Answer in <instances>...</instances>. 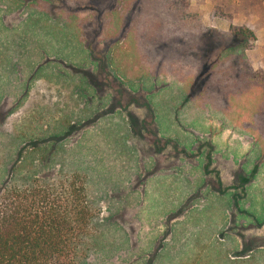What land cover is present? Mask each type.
<instances>
[{"label": "rangeland", "instance_id": "obj_1", "mask_svg": "<svg viewBox=\"0 0 264 264\" xmlns=\"http://www.w3.org/2000/svg\"><path fill=\"white\" fill-rule=\"evenodd\" d=\"M174 2L0 0V195L84 174L77 264H264V0Z\"/></svg>", "mask_w": 264, "mask_h": 264}, {"label": "trees", "instance_id": "obj_2", "mask_svg": "<svg viewBox=\"0 0 264 264\" xmlns=\"http://www.w3.org/2000/svg\"><path fill=\"white\" fill-rule=\"evenodd\" d=\"M179 1L187 6L188 0L174 2L177 13L183 15ZM149 95L145 99L147 123L159 129L153 117L157 97ZM130 102L124 100L125 105ZM164 133L158 130L154 138L160 134V140ZM165 141L175 142L169 138ZM173 153L185 157L188 150L181 146ZM207 179L213 186L220 183L210 175ZM99 215L100 209L88 199L87 177L78 171L9 187L0 195V264H77L96 244Z\"/></svg>", "mask_w": 264, "mask_h": 264}, {"label": "flooded vegetation", "instance_id": "obj_3", "mask_svg": "<svg viewBox=\"0 0 264 264\" xmlns=\"http://www.w3.org/2000/svg\"><path fill=\"white\" fill-rule=\"evenodd\" d=\"M153 117H156V113H154ZM151 118H152V117H151ZM155 128H156V129H155L156 132H155V133L153 132V134H154V135H157L159 129L157 128V126H156ZM168 138H169V139H172L171 137H168ZM165 143H166V144H171V143H168L167 141H166ZM174 143H175V142H174ZM174 143H173V144H174ZM173 144H172V145H173ZM179 145H180V144L176 142V145L174 144L175 149H180ZM194 148H197V145H196ZM177 154H178V153H177ZM175 155H176V154H175ZM213 158H214V157H213ZM179 169H181V168H179ZM179 169H178V170H179ZM172 171H173V170L169 171L168 173H171ZM174 172H176V171H174ZM240 174H241V173H240ZM240 174L237 173V175H240ZM236 180H237V178H236ZM214 187L221 189V185H220V183H216V184L214 185ZM214 187H213V188H214ZM236 216H237V214H236ZM251 216H253V215H250V217H249V216H248V217L242 216V217H244L245 219H248V218H251ZM234 218H236V217H234ZM257 224L259 225V224H261V222H258V221H257ZM245 245L248 246V250H247V251H250V252H252L253 250H256V249H258V248L264 246V245H259V246H256V247H255V246L251 247V245H248L247 242H246ZM247 254H248V253H247ZM247 254H246V255H247ZM246 255H245V256H246Z\"/></svg>", "mask_w": 264, "mask_h": 264}, {"label": "crops", "instance_id": "obj_4", "mask_svg": "<svg viewBox=\"0 0 264 264\" xmlns=\"http://www.w3.org/2000/svg\"><path fill=\"white\" fill-rule=\"evenodd\" d=\"M251 17V18H250ZM249 17V14L246 15V20L247 22L251 23V24H254V23H257V22H264V19H263V16L260 17V18H253V15ZM264 24V23H263ZM264 30V29H262Z\"/></svg>", "mask_w": 264, "mask_h": 264}]
</instances>
